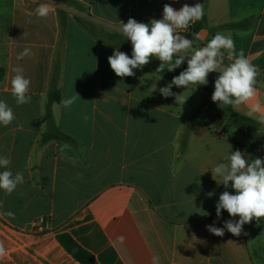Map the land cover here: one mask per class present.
<instances>
[{
    "label": "crops",
    "instance_id": "0c3cea01",
    "mask_svg": "<svg viewBox=\"0 0 264 264\" xmlns=\"http://www.w3.org/2000/svg\"><path fill=\"white\" fill-rule=\"evenodd\" d=\"M64 1L0 0V101L15 116L7 127L0 125V156L10 157V170L24 176L11 195L0 190V264H82L60 234H69L97 264H264V219L245 224L247 235L239 237L227 230L218 237L206 227L231 219L223 210L216 216L226 189L210 169L230 151L256 158L245 148V128L203 105L194 85L173 86L186 99L183 105L152 92L153 83L159 89L172 80L150 64L134 69L135 76H116L108 57L116 49L129 57L132 51L107 40L124 37L121 22L129 18L161 19L165 3L176 10L202 3L199 31L205 32L196 33L203 39L193 38V47L206 46L217 33L232 37L236 53L243 51L258 68L256 96L232 108L259 121L264 0ZM41 4L51 9L46 18L35 14ZM194 23L178 34H191ZM24 48L33 55L17 61ZM57 61L60 99L54 101L49 89ZM15 66L31 80V102L24 105L11 94ZM76 93L81 99L64 108L60 101ZM257 104L260 110L248 115ZM65 143L75 166L61 158Z\"/></svg>",
    "mask_w": 264,
    "mask_h": 264
},
{
    "label": "clouds",
    "instance_id": "9594fccd",
    "mask_svg": "<svg viewBox=\"0 0 264 264\" xmlns=\"http://www.w3.org/2000/svg\"><path fill=\"white\" fill-rule=\"evenodd\" d=\"M50 11L48 5L41 4L35 9V14L38 18H46ZM203 16L202 3L195 5L185 3L179 10L165 3L161 19L143 23L129 18L126 23L121 22L120 32L131 42L132 53L129 57L125 52L114 50L108 57L110 68L118 77H132L135 76L134 69L142 70L152 58H156L160 61L157 72H163L165 69L171 72L180 67L187 58V68L184 71L159 89L156 83H153L151 91H159L164 98L174 96L176 102L183 105L186 99L181 94L173 93V86L178 88H187L190 85H194L195 88L206 86L209 73L215 72L218 76L211 99L219 108L236 107L247 103L256 96L258 68L246 58L243 51L236 53L235 42L231 36L217 33L206 46L194 48L193 39L178 34V30H187L191 23L201 20ZM194 35L196 39L199 38L198 34ZM31 55H33L31 49L24 48L16 59L21 61ZM225 59L229 61L228 64H225ZM12 71L15 75L10 82L11 94L16 104L30 103L31 96L28 93L31 80L25 76V69L22 66H15ZM77 99L81 98L76 93L71 97L63 98L60 103L64 108L70 109ZM259 110L260 106L257 104L248 115L251 116L253 112ZM14 119L12 108L5 101H0V125L7 127ZM259 123L264 125V116L259 118ZM66 150H70V145L67 143L60 148L61 158L67 159L75 166L76 158L68 156ZM224 161L210 170L212 178L226 189L219 195L215 205L216 216L220 218L223 210L227 211L231 219L224 221L223 227L214 225L206 227L210 233L218 237L224 236L225 230L237 237L242 233L247 235L243 232L245 224L251 223L254 219L257 222L264 219V159L255 158L249 161L245 153L235 150L230 151L224 157ZM10 165V157L0 156V168L4 169L0 171V190L6 195H11L18 185L24 183L23 173L18 171L14 174L10 170ZM77 178L82 179L83 174L78 173ZM228 188L234 189L235 194L227 191ZM207 195L212 197L214 192H209ZM6 215L14 218L15 214L8 211ZM236 217L239 219H235ZM4 254V245L0 243V256Z\"/></svg>",
    "mask_w": 264,
    "mask_h": 264
},
{
    "label": "trees",
    "instance_id": "16d2710c",
    "mask_svg": "<svg viewBox=\"0 0 264 264\" xmlns=\"http://www.w3.org/2000/svg\"><path fill=\"white\" fill-rule=\"evenodd\" d=\"M150 21H145L144 23H149ZM85 26H89V24L82 22ZM90 27V26H89ZM202 27V23L199 21L195 22L194 25L191 27V34H186V37L189 39L195 38L194 34H196L199 29ZM96 34V32H93ZM108 39L112 41L123 42L125 41L119 35H108ZM196 39V38H195ZM131 45V42H127ZM152 68L156 71L158 68L160 61L156 58H152L149 63ZM187 68V60L181 64L179 69H175L173 71H168L165 69L163 72H157L160 75L167 77L168 79L172 80L174 76H178L180 72L184 71ZM59 69L60 63L59 61L56 62L54 66L53 78L51 80V85L49 92L54 101H59L60 99V92L58 88V78H59ZM218 76V73H209L208 75V84L206 86H197L198 90L200 91L202 98H203V105H209L216 109L219 113H223L227 118L231 119L233 123L242 126L245 128V135L248 138L249 145L245 146L246 149L249 151L255 152L256 158H262V147L264 146V125L259 123V121L249 118L245 115H242L236 112L232 106H227L224 109L219 108L217 103H214L211 99V96L214 92V83ZM58 239L64 245V247L73 254V256L79 260L82 264H97L95 257L81 246H79L74 239L69 234H60L58 235Z\"/></svg>",
    "mask_w": 264,
    "mask_h": 264
},
{
    "label": "rangeland",
    "instance_id": "374dc122",
    "mask_svg": "<svg viewBox=\"0 0 264 264\" xmlns=\"http://www.w3.org/2000/svg\"><path fill=\"white\" fill-rule=\"evenodd\" d=\"M61 1H63V2H65L64 0H61ZM88 29L90 30L91 28L88 26ZM124 40H127L125 37H122ZM107 40L108 41H111L114 45H116V46H118V47H121V48H124V49H127V50H130V51H132V46H130V44L129 43H127V42H130V41H125V43H123V42H118V41H112V40H110V39H108L107 38ZM174 59H175V57H174ZM180 67H178V68H176V69H179ZM264 231V230H263Z\"/></svg>",
    "mask_w": 264,
    "mask_h": 264
},
{
    "label": "water",
    "instance_id": "95a60500",
    "mask_svg": "<svg viewBox=\"0 0 264 264\" xmlns=\"http://www.w3.org/2000/svg\"><path fill=\"white\" fill-rule=\"evenodd\" d=\"M199 32H205V30H201ZM200 39H203V36L201 34L198 35Z\"/></svg>",
    "mask_w": 264,
    "mask_h": 264
}]
</instances>
